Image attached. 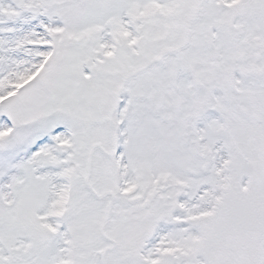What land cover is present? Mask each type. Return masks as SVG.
<instances>
[{"label": "snow or ice", "instance_id": "snow-or-ice-1", "mask_svg": "<svg viewBox=\"0 0 264 264\" xmlns=\"http://www.w3.org/2000/svg\"><path fill=\"white\" fill-rule=\"evenodd\" d=\"M0 264H264V0H0Z\"/></svg>", "mask_w": 264, "mask_h": 264}]
</instances>
